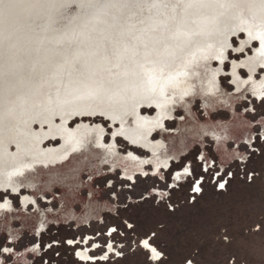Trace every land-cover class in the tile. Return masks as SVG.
I'll return each instance as SVG.
<instances>
[{
  "label": "bare ground",
  "instance_id": "obj_1",
  "mask_svg": "<svg viewBox=\"0 0 264 264\" xmlns=\"http://www.w3.org/2000/svg\"><path fill=\"white\" fill-rule=\"evenodd\" d=\"M242 31L243 46L259 44L242 62L252 76L264 69L259 38L264 0H0V191L29 192L20 209L1 207L0 232L12 242L11 221L24 225L34 218L32 231L40 234L51 219L37 198L45 200L47 191L54 198V188L62 193L56 195L60 203H69L65 219L77 220L70 198L89 187L94 175L101 177L109 167L132 177L150 164L160 173L205 136L224 164L241 159L237 145L250 142L253 125L234 105L249 92L264 99V74L254 86L251 79L233 75V92L224 89L219 77L229 38ZM197 102L203 118L194 111ZM151 108V116L141 112ZM222 111L231 114L228 121L213 118ZM177 112L182 117L168 130L165 121ZM76 116H100L119 125L116 133L150 158L122 155L117 136L105 144L99 126L68 128ZM258 123L264 136V117ZM53 139L61 144L44 148ZM189 174L187 163L174 172L171 183ZM84 214L82 222L94 216ZM78 255L88 258L87 251Z\"/></svg>",
  "mask_w": 264,
  "mask_h": 264
},
{
  "label": "rangeland",
  "instance_id": "obj_2",
  "mask_svg": "<svg viewBox=\"0 0 264 264\" xmlns=\"http://www.w3.org/2000/svg\"><path fill=\"white\" fill-rule=\"evenodd\" d=\"M245 39L243 31L229 38L231 45L226 49L219 77L228 92L235 91L233 75L241 80L251 79L254 86L264 74V69L258 68L250 76L243 67L244 59L252 57L259 45L253 41L243 46ZM246 95L234 105L253 125L250 142L241 141L237 145L241 159L234 158L224 164L215 143L205 136L203 142L189 148L180 163L160 173L151 164L145 173L137 172L132 177L124 176L119 169L112 172L109 167L101 177L94 175L91 181L82 173L81 177L87 175L85 180L90 186H82L70 198L77 220L65 219L68 215L64 213L65 204L69 203L67 199L60 203L56 195L62 193L58 188L52 191L56 193L54 198L45 192V200L40 197L37 200L51 220L36 234L32 231L34 218L24 225L19 219H13L15 239L10 242L6 233L0 232V264H187L189 260L192 264H264V136L258 123L264 117V99L250 92ZM193 108L203 118L198 102ZM141 112L151 116L154 109ZM77 117L68 128L82 124L89 128L99 126L103 129L105 144L117 136V149L122 155L131 152L139 158H150L149 152L131 146L116 133L119 125L114 126L100 116ZM178 117H182L180 112L174 119L165 121L168 130L177 127ZM213 118L228 121L231 114L222 111ZM55 123H59L58 118ZM34 125L33 129L39 131V125ZM152 140L157 142L159 136L154 134ZM59 143L60 139L49 140L44 148L57 147ZM227 148L234 149L232 140L227 142ZM10 149L14 151L13 146ZM187 163L189 176L173 185L172 175ZM218 181L225 183L224 189L218 187ZM195 185L201 186L200 192L193 190ZM9 192L0 191V209L12 204L20 209L21 200L29 192ZM89 206L93 207L92 211ZM28 207L30 212L36 209L33 203ZM89 212L94 216L80 221ZM144 240L156 249L159 254L156 258L142 246ZM86 248L92 249L91 260L81 262L76 252Z\"/></svg>",
  "mask_w": 264,
  "mask_h": 264
},
{
  "label": "snow or ice",
  "instance_id": "obj_3",
  "mask_svg": "<svg viewBox=\"0 0 264 264\" xmlns=\"http://www.w3.org/2000/svg\"><path fill=\"white\" fill-rule=\"evenodd\" d=\"M259 38L261 40V49H262L261 54L264 55V34H261ZM225 175H228V174L226 173ZM221 179H223V177ZM217 184H218V187L220 189H224L225 188V183L218 181ZM193 190L196 191V192H200L201 191V186L200 185H195L194 188H193ZM143 243H144V247L145 248H148L149 247V243H148L147 240H145ZM4 251H8V249L5 248ZM152 251H153V253H156V249L155 248H153ZM156 255L158 256L159 254L156 253ZM187 264H192V261L189 260L187 262Z\"/></svg>",
  "mask_w": 264,
  "mask_h": 264
},
{
  "label": "flooded vegetation",
  "instance_id": "obj_4",
  "mask_svg": "<svg viewBox=\"0 0 264 264\" xmlns=\"http://www.w3.org/2000/svg\"><path fill=\"white\" fill-rule=\"evenodd\" d=\"M182 158H184V156L182 157ZM181 158V160H180V162L183 160ZM180 162H178V163H180ZM178 163H175V162H171V165H170V167L173 165V164H178ZM183 168V167H182ZM181 168V169H182ZM169 170V169H168ZM180 170V169H179ZM178 171V170H177ZM42 232V231H41ZM145 241V240H144ZM144 241H142V246L144 247ZM145 248V247H144ZM146 250H148V251H150V253H151V255H152V257L153 258H156L157 257V255H156V253H153V251H152V247L151 246H149L148 248H145ZM78 251H87V254H88V258L87 259H82L81 257H79V255H78ZM77 252H76V257L79 259V261H81V262H89L90 260H91V255H90V252L92 251V249L91 250H89L88 248H86V249H80V250H78Z\"/></svg>",
  "mask_w": 264,
  "mask_h": 264
}]
</instances>
